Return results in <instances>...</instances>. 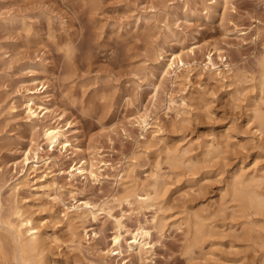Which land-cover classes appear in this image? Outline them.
<instances>
[{"label":"rangeland","instance_id":"1","mask_svg":"<svg viewBox=\"0 0 264 264\" xmlns=\"http://www.w3.org/2000/svg\"><path fill=\"white\" fill-rule=\"evenodd\" d=\"M263 50L264 0H0L3 209L22 206L56 236L49 264H264V210L235 192L242 178L264 195L254 119L264 114ZM210 53L218 70L204 66ZM177 54L189 71L165 74ZM42 83L37 102L50 110L28 117V88ZM57 126L66 148L45 145ZM35 142L43 159L20 176L14 162ZM186 149L184 163H169ZM156 180L155 205L139 206ZM93 205L96 219L76 218ZM200 226L209 231L196 241ZM141 228L149 236L132 250ZM119 229L120 256L110 251Z\"/></svg>","mask_w":264,"mask_h":264},{"label":"bare ground","instance_id":"2","mask_svg":"<svg viewBox=\"0 0 264 264\" xmlns=\"http://www.w3.org/2000/svg\"><path fill=\"white\" fill-rule=\"evenodd\" d=\"M189 51L191 53H195V48L192 47L189 49ZM213 55L214 54L212 53L208 55V61L204 65L206 69H209V70L216 69V64L214 62ZM260 66L262 70L261 72L262 74H260L261 75L260 78L262 79L260 78L259 79L261 80L260 81L261 87H263L264 86V50L260 58ZM188 69H189V66H187L186 62L184 61L183 56L177 54V55H174L173 58L169 59L168 62H166L165 74H170L171 72H174L175 74H177L181 72L182 70L189 71ZM218 74L220 75L221 72ZM30 89L32 90L37 89V90L31 91L33 95L27 98L26 109H27L28 117H39L42 113H43L42 116L46 115L50 110L49 107L44 103H38L37 99L39 98V95H35L36 93H41L43 89H46L45 84L42 83L41 89L35 88V87L28 88V90ZM254 117H255L254 119H256V121H258L259 123L258 131H260V133L264 132V114L258 109ZM138 123H139L138 125L144 127L146 130L148 129V127H150V123H148V120L146 118H142L140 120L138 119ZM44 140H45V145L47 147L52 146V149H54L56 145H60V144H63V147L66 148L67 145L70 143L69 139L66 136V131L60 128V126L47 127L44 130ZM43 150H44L43 145H41L40 143L35 142L34 144H32L31 147H29L28 149L24 151L23 156L21 157L20 161L14 162V171L20 176H28L29 170L31 169L37 170L38 169L37 163L40 162V159H43L40 156V151H43ZM171 150L172 149H170L169 151ZM213 150L215 151L214 148L210 147L209 150H207L208 155ZM178 151H174L172 153L170 152V154L168 155L169 157L167 159L171 161V162L168 161L170 164L173 163V164L179 165L180 163L182 164L185 162L184 157L186 156V153H188V149H186L182 154L179 153ZM45 164H48V161H45ZM75 168L77 171H79L81 175H86L90 173V170H91V169L89 170V168H87L84 163H81L79 166ZM91 174H93V172H91ZM48 175H49V172H46L45 174L41 175L39 179L44 180L45 177ZM242 177H243V174H242ZM256 179L258 180L256 176H253V177L250 176L249 180L252 182V181H257ZM247 181L246 179L242 180L241 178V180L238 183L243 187H241L240 189H237L238 187H235V192L240 191L241 194H243V196L241 195L242 196L241 200L243 202V203L241 202L242 205H245L248 208V210L250 208L254 209L255 213L257 214L261 212L262 210H264V195L261 194L260 192L255 191L254 189L249 188L251 185H246L247 183L244 185V182H247ZM260 181H258V184L260 183ZM159 182L160 180L159 181L156 180L154 183L149 182L150 184L148 183L147 184L148 186H146L145 184L144 188H142L140 191L142 198L141 200L138 201L140 202V204H138L139 206L141 205V206L150 207V206L155 205L154 200L161 193ZM21 183L22 181L19 183H15L12 189L17 190L22 185ZM253 183L254 182H252V185ZM233 184L234 183H232V186H234ZM50 186H51V183H48L42 186L40 185L41 188L42 187L46 188ZM135 187H138V186H135ZM138 189H135V190H138ZM232 189L234 190V188ZM0 190H1V186H0ZM125 190H129V189H125ZM125 192H127V194L129 193V191H125ZM132 192L133 191H131V193ZM135 192L136 191H134V194H137ZM3 207H4V204H3V201L0 195V264H49L48 263L49 259L46 256V250L49 246L47 240L51 239V237L54 238L56 236H54L53 234H49L48 231L46 232L45 230H43L40 227L41 223H35L33 216L31 214H27L24 211L22 206H11L8 208V210H4ZM91 208L92 209H89L87 214H77L76 218L85 219L87 216L88 217L91 216L93 219H96L98 216L96 206L93 205V207ZM66 215L68 216V213H66ZM200 218H201L200 222L201 221L203 222V219H202L203 217H200ZM208 231L209 230H205L204 227L200 226L195 231L197 236L194 234L193 237L196 236L195 240L198 241L199 239L198 237L201 235H204L203 233H208ZM148 236H149V231H147L144 228H141V230H139L136 234H134L133 241L129 243L128 246L132 250H134V248L139 247L143 243V241L146 239V237ZM56 239L57 238H55V240ZM55 240H52V241H55ZM123 240H125V237L122 231L119 229L113 235V238H112L113 246L110 249V251L111 253L114 252L113 255L120 256L123 254V249H122ZM199 240L201 241L202 239H199ZM192 243H194V241H192ZM263 245H264V241H263ZM191 246L193 247V244ZM191 248H190V251H191Z\"/></svg>","mask_w":264,"mask_h":264}]
</instances>
